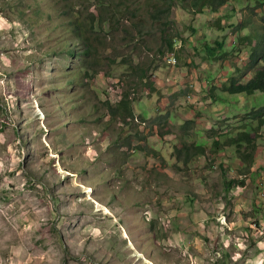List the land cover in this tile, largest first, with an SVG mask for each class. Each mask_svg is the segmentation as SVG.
Listing matches in <instances>:
<instances>
[{
	"label": "rangeland",
	"instance_id": "rangeland-1",
	"mask_svg": "<svg viewBox=\"0 0 264 264\" xmlns=\"http://www.w3.org/2000/svg\"><path fill=\"white\" fill-rule=\"evenodd\" d=\"M173 1L157 19L165 0H0V264H264V137L251 168L234 147L179 152L186 109L229 128L264 107V93L220 88L226 72L252 76L238 50L264 32V6ZM94 17L81 42L73 20ZM215 40L227 47L206 60ZM125 92L132 116L111 113Z\"/></svg>",
	"mask_w": 264,
	"mask_h": 264
},
{
	"label": "trees",
	"instance_id": "trees-1",
	"mask_svg": "<svg viewBox=\"0 0 264 264\" xmlns=\"http://www.w3.org/2000/svg\"><path fill=\"white\" fill-rule=\"evenodd\" d=\"M228 0H194L193 5L194 6H207L209 7L212 11L214 10H219L224 4L227 3ZM237 3H245V0H232ZM167 2L166 8L161 9L159 6V10L155 13L152 14V17L159 19V13L163 14H169L170 9L173 6V0H165ZM102 4L103 1H102ZM106 5V4H105ZM103 5V6H105ZM258 4L251 10L253 11ZM94 21L95 17L87 21L86 19H80V18H75L73 20V33L76 38H78L81 42H86L84 41V33L87 31L90 27L94 26ZM164 25V23H162ZM247 25L241 24L240 28H245ZM168 44V49L173 50L175 40L172 38L166 40ZM242 45L245 46V49L249 50L248 51V57H247V62L246 65L244 66L247 70L245 73L252 71V77L249 79L246 83H239L238 82V77L232 76L231 78L228 79V83L224 85L222 88L223 91H227L229 93H247V94H252L254 92H261L264 93V68H256L257 64H263L264 65V34L263 33H257L254 30L250 31L249 35H247L245 38H242L241 40ZM225 42L224 41H219L215 40L212 44H205L204 47V52L206 53V60H214L215 58L218 57V52H222L221 50L224 48ZM90 50L84 46L82 48L81 52L86 53V55L82 54V60L87 61L88 64V59L89 58H95L93 54H88ZM68 53V52H66ZM225 54V53H224ZM220 57V55H219ZM204 59V58H203ZM204 59V60H205ZM92 61V64H89V68L87 71L84 73L85 77L89 76V70L92 65H95ZM88 66V65H87ZM262 66V65H261ZM244 70L241 68L235 69V73L237 75L242 74ZM146 77V71L143 69V74H142V80ZM149 88L152 91H156L157 87L154 85V81L150 82ZM129 94L128 92H125L120 100H118L117 104L115 105L114 108L110 106V112L113 114H116L117 112H122L125 115L124 116H132L131 115V107H130V102H129ZM255 114L259 117V126L254 125V124H243L241 126H237L234 129L233 133L231 132H222L217 134V138L213 140L212 147H218L220 144L222 146H230V145H236L237 148L239 149L242 147L243 143H246V148L249 147L252 150H255V145L253 144V141L257 137L258 133L257 130L260 128L261 125H263V116H264V107L259 108L257 111H255ZM173 119H169V122H172ZM191 124V122H187L186 126L188 127ZM247 127H251V129L254 132V135H252L250 132H248L246 129ZM224 137L222 141H220V138ZM184 143V148L180 149V153H184L187 156H190L191 154L195 153V155H205V147L199 144L195 143V140L191 139V142H186V140H183ZM136 149H140L141 146H136ZM137 153V152H136ZM240 158L247 164H251L253 162V152H242V155H240ZM233 182H229V185Z\"/></svg>",
	"mask_w": 264,
	"mask_h": 264
},
{
	"label": "clouds",
	"instance_id": "clouds-1",
	"mask_svg": "<svg viewBox=\"0 0 264 264\" xmlns=\"http://www.w3.org/2000/svg\"><path fill=\"white\" fill-rule=\"evenodd\" d=\"M261 0H257V3H258V6H257V9H259V8H261L262 6H264L261 2H260ZM255 7V5L252 7V8H254ZM240 8H242V6H240ZM221 9V8H220ZM254 10H256V9H254ZM212 11V10H211ZM218 11L219 10H213L212 12H214V13H218ZM235 12H238V10L237 11H235ZM241 24H242V26L243 25H245L246 23H245V20H242L241 19V21H240V23H239V25L241 26ZM247 27H245V28H242V29H246ZM253 29H249L248 31H249V33H250V31H252ZM255 32H257V33H263L264 34V32L263 31H259V30H254ZM227 38H226V41H227V39L229 38V36H227V35H225ZM219 41H221V40H219ZM237 41H238V39H237ZM238 43V45H235V41H231V40H229L228 42H227V44H230L229 46H232L233 48H237L238 46H239V41L237 42ZM227 44H225L224 45V48L221 50L222 52H224L225 51V48L227 47ZM239 49L241 50V52L238 50V55H239V57H238V61H239V64L242 62V61H246L247 62V57H248V51L249 50H247V49H245V48H243V47H240L239 46ZM80 52H81V50H80ZM226 54V53H225ZM222 58H225V57H222ZM169 61H170V63H171V65H173V66H175L176 64H177V62H176V58H175V60L171 57L170 59H169ZM259 64V67L258 68H260V65H263V64H260V63H258ZM250 72L252 73V71H249V72H247L248 74H250ZM235 69H234V72L233 73H229V72H226L225 74H223V76H222V81L220 82V84H221V86H220V88H221V91L222 92H224L223 94L225 95V93H228V94H232V93H229V92H227V91H223L222 90V88L224 87V85L225 84H227L229 81H228V79L229 78H231L232 76H234V77H239V75H237L236 73V75L237 76H235ZM253 75V74H252ZM252 77V76H251ZM251 77L249 78V79H251ZM191 79V78H190ZM209 81H211V80H209L208 79V81L205 83V86L209 83ZM205 82V81H204ZM239 83H243V82H239ZM244 83H246V82H244ZM189 86H193V88L195 89V88H199V86L201 87H203L204 88V86L203 85H199V84H197V83H195V82H193V80H189ZM210 91V90H209ZM259 92V91H258ZM255 93V92H254ZM234 94H241V93H234ZM243 94V93H242ZM245 94H247V93H245ZM253 94V93H252ZM185 98H186V100L189 102V103H191L193 106H194V108H196V106H195V104H194V102L197 100L196 99V96H195V94L194 93H192V91H188V92H186L185 93ZM219 99V98H218ZM218 99H215V97L213 98V100L212 99H210L209 98V101H210V103L212 102L213 104H216V103H220V102H224V101H219V102H217L218 101ZM120 100V99H119ZM198 101V100H197ZM261 108V107H260ZM191 109H193V108H191ZM191 109H186V113L187 114H190L191 115V117H187V119L185 120V122L187 123V122H191V124H190V126H191V128L190 127H188V128H190L192 131H193V134H190L188 131V137H192L193 136V138H192V140H193V142H194V140H195V143L196 144H199V141L201 140V139H203V140H205L206 141V137H208L209 138V144L208 145H206V144H202V146H204L205 147V155H207L208 157H210V160H213V156H215V155H218V156H222V155H225L226 154V152L228 151V150H230V147H234V150H233V152H234V155H235V157L237 158V160L240 162V166L241 167H248V168H251L253 165H254V163H255V161H256V156H255V153L257 152V149H258V147H257V143H256V140L257 139H262L263 137H264V134H263V132H264V130H263V126H264V117H263V125H261L260 126V128L257 130V133H258V135H257V137L255 138V140L253 141V144L255 145V150H252V149H250L249 147H247L246 148V143H243V145H242V147H240L239 149L237 148V146L236 145H230V146H228V145H226V146H222L221 144H220V146H218V147H212V143H213V140L215 139V138H217V134H219V133H222V132H231L232 130L234 131V129L233 128H235V127H237V126H241V125H243V124H246V125H248V124H254L255 126L256 125H258L259 126V117L255 114V111H257L259 108H254L253 110H252V112H250L251 113V115H253L254 116V118L252 119V118H244V121H242V123L240 124V123H237L236 125H234V124H231L230 125V127L229 128H223V126H220V127H217V121H215V120H213V119H209V121L207 122V125H208V127H204L203 126V123L202 122H196L195 121V114H194V112L193 111H190ZM171 119H173V116L171 117ZM236 120V119H235ZM173 122H174V119H173ZM237 122V120L234 122V123H236ZM170 123H172V122H170ZM248 132H250L252 135H254V132L255 131H253L252 129H251V127H247V129H246ZM233 131H232V133H233ZM262 136V137H261ZM224 139V137H221L220 138V141H222ZM182 140H184V139H182ZM191 142V141H190ZM207 143V142H206ZM200 145V144H199ZM179 147H181V149H183L184 148V146L183 145H179ZM242 152H253V162L251 163V164H247V163H245L241 158H240V155H242ZM211 154V155H208V154ZM182 154H184V153H182ZM190 156H196L195 155V153H193V154H191ZM198 156H204V155H198ZM217 165H222V166H224V167H227V162H224V160H220V162H219V164H217ZM217 165H216V163L215 162H213L212 164H211V167L213 168V169H216V167H217ZM231 171H233V169H231ZM229 182H232V181H228L227 182V185H229ZM231 184V183H230ZM232 185V184H231ZM231 185H229V186H231Z\"/></svg>",
	"mask_w": 264,
	"mask_h": 264
},
{
	"label": "crops",
	"instance_id": "crops-1",
	"mask_svg": "<svg viewBox=\"0 0 264 264\" xmlns=\"http://www.w3.org/2000/svg\"><path fill=\"white\" fill-rule=\"evenodd\" d=\"M209 141H210V140H209V138H208V137H206V142H207V143H206V145H208V144H209Z\"/></svg>",
	"mask_w": 264,
	"mask_h": 264
}]
</instances>
